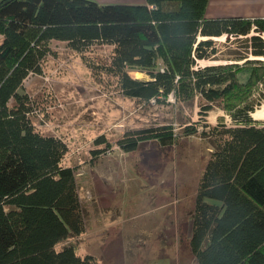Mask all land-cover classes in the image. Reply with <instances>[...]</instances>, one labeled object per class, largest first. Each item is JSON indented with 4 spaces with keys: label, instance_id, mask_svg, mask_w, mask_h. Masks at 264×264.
<instances>
[{
    "label": "trees",
    "instance_id": "obj_1",
    "mask_svg": "<svg viewBox=\"0 0 264 264\" xmlns=\"http://www.w3.org/2000/svg\"><path fill=\"white\" fill-rule=\"evenodd\" d=\"M208 2L0 0V264H98L71 241L86 231V220L76 168L64 164L69 146L36 128L33 100L21 91L29 75L43 72L52 41L77 52L111 45L108 70L128 97H173L201 120L216 105L231 115L233 125L201 131L213 150L199 181L190 246L198 264H264V122L251 115L264 99V41L250 37L260 59L198 66L220 59L213 37L264 32V18H208ZM191 119L180 121L181 133L172 124L147 127L118 144L127 152L148 139L172 145L200 132Z\"/></svg>",
    "mask_w": 264,
    "mask_h": 264
},
{
    "label": "rangeland",
    "instance_id": "obj_2",
    "mask_svg": "<svg viewBox=\"0 0 264 264\" xmlns=\"http://www.w3.org/2000/svg\"><path fill=\"white\" fill-rule=\"evenodd\" d=\"M213 39L220 59L198 60V66L242 56L260 59L251 53L250 35ZM50 46L43 72L29 75L21 91L33 100L36 128L63 137L69 146L64 164L76 168L86 220V231L71 239L78 253L94 255L98 264H198L190 246L193 213L213 150L212 139L201 131L233 125L231 115L216 105L201 120L173 97L159 103L126 96L108 70L111 45L96 44L85 52L62 41ZM130 74L147 77L140 71ZM189 114L200 132L172 145L148 139L127 152L118 144L127 133L147 127L172 124L181 133L180 121ZM102 135L106 142L97 144ZM94 149L105 152L95 156Z\"/></svg>",
    "mask_w": 264,
    "mask_h": 264
},
{
    "label": "crops",
    "instance_id": "obj_3",
    "mask_svg": "<svg viewBox=\"0 0 264 264\" xmlns=\"http://www.w3.org/2000/svg\"><path fill=\"white\" fill-rule=\"evenodd\" d=\"M100 3H108L114 0H96ZM125 3H146V0H118ZM206 16L208 18H264V0H209ZM216 38V37H214ZM256 113L259 115L257 116ZM252 117L258 121H264V104L255 110Z\"/></svg>",
    "mask_w": 264,
    "mask_h": 264
},
{
    "label": "built area",
    "instance_id": "obj_4",
    "mask_svg": "<svg viewBox=\"0 0 264 264\" xmlns=\"http://www.w3.org/2000/svg\"><path fill=\"white\" fill-rule=\"evenodd\" d=\"M251 34L259 35L260 37H262V39L264 41V32L263 31H257L255 28H253L248 35H250V37H251ZM225 36H227V38L233 37V35H226V34H225ZM245 36H247V35H245ZM262 59H264V57H262ZM261 90H262V85H261ZM257 96L259 97V92L257 93ZM263 104H264V99H262L260 107H262Z\"/></svg>",
    "mask_w": 264,
    "mask_h": 264
},
{
    "label": "bare ground",
    "instance_id": "obj_5",
    "mask_svg": "<svg viewBox=\"0 0 264 264\" xmlns=\"http://www.w3.org/2000/svg\"><path fill=\"white\" fill-rule=\"evenodd\" d=\"M260 58H262V57H260Z\"/></svg>",
    "mask_w": 264,
    "mask_h": 264
}]
</instances>
